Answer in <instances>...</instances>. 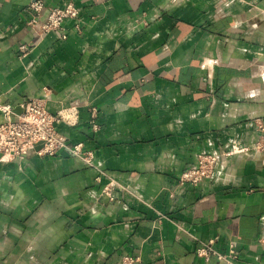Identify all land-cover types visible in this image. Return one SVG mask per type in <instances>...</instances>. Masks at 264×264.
<instances>
[{"label":"crops","instance_id":"0c3cea01","mask_svg":"<svg viewBox=\"0 0 264 264\" xmlns=\"http://www.w3.org/2000/svg\"><path fill=\"white\" fill-rule=\"evenodd\" d=\"M32 1L0 0V105L83 152L0 160V264H264V0H42L80 10L46 34Z\"/></svg>","mask_w":264,"mask_h":264},{"label":"built area","instance_id":"2783aa9c","mask_svg":"<svg viewBox=\"0 0 264 264\" xmlns=\"http://www.w3.org/2000/svg\"><path fill=\"white\" fill-rule=\"evenodd\" d=\"M28 9L31 18L28 25L39 34L52 31H62L63 23L67 19H73L78 25L80 10L69 2L64 7H47L42 0H33ZM62 38H66L62 34ZM21 50H26L22 45ZM21 112L16 113L10 104L0 105L2 119L0 120V160H18L34 151V147L42 144L39 155H54L62 149H69L77 155L83 152L81 143L69 148L67 138L56 128L57 124L64 120L61 114H52L47 109L41 98L30 97L20 104ZM87 157L92 158L90 153ZM217 157L215 155H200L195 165L189 167L180 176L181 183L199 184L204 179L212 176ZM105 193H112L109 186L104 188ZM112 199V195H109ZM211 248L204 246L198 249L200 256H206ZM233 252V251H232ZM222 258V256H219Z\"/></svg>","mask_w":264,"mask_h":264},{"label":"water","instance_id":"95a60500","mask_svg":"<svg viewBox=\"0 0 264 264\" xmlns=\"http://www.w3.org/2000/svg\"><path fill=\"white\" fill-rule=\"evenodd\" d=\"M41 146H42L41 143H39L38 145H36V146L34 147V151H38V150L41 148Z\"/></svg>","mask_w":264,"mask_h":264}]
</instances>
